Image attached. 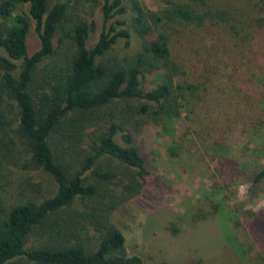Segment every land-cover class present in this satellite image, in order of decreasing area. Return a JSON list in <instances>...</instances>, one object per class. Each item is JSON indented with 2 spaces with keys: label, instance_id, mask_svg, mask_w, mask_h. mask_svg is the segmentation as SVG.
Segmentation results:
<instances>
[{
  "label": "trees",
  "instance_id": "1",
  "mask_svg": "<svg viewBox=\"0 0 264 264\" xmlns=\"http://www.w3.org/2000/svg\"><path fill=\"white\" fill-rule=\"evenodd\" d=\"M144 2L0 0V173L6 164L20 165L46 172L57 185L40 203H0V264L20 257L35 264H143L127 255L111 216L141 194L153 170L156 135L202 98L201 85L174 57L173 42L206 26L240 36L264 25V0H159L154 9ZM22 5L27 12H15ZM91 7L103 24L88 48L97 32L93 13L86 11ZM132 34L140 41L135 53L108 55L119 40L128 45ZM168 153L178 155L172 147ZM106 159L124 169L104 167ZM263 180L264 166L252 184ZM263 223L264 209L237 215L236 247L218 224L207 225L210 241L200 247L264 264V244L258 250L254 239ZM165 230L174 237L182 232L177 223ZM32 235L39 245L26 249ZM182 249L188 250L183 264H206L205 252Z\"/></svg>",
  "mask_w": 264,
  "mask_h": 264
},
{
  "label": "rangeland",
  "instance_id": "2",
  "mask_svg": "<svg viewBox=\"0 0 264 264\" xmlns=\"http://www.w3.org/2000/svg\"><path fill=\"white\" fill-rule=\"evenodd\" d=\"M144 4L154 9L159 0ZM27 9L22 5L15 12L26 13ZM86 11L93 13L97 23V32L88 42L91 48L103 22L94 7ZM34 33L31 22L30 35ZM139 46L132 34L128 45L119 40L108 55L135 53ZM172 53L185 66L188 79L201 85L202 98H194L167 131L156 135L152 173L141 194L114 211L112 223L125 237L127 255L140 257L143 264H183L188 250L182 247L188 245L192 252L206 253V264H243L230 251L212 255L200 246L203 242L208 247L210 241L205 226L211 229L218 224L225 241L236 247L233 224L237 215L264 209V180L258 186L252 184L264 166V25L240 36L217 26L188 30L173 42ZM94 131L95 127L86 131L83 150ZM169 147L176 148L178 155L170 156ZM103 163L106 168L124 169L111 159ZM56 189L52 177L43 171L6 164L0 173V203L5 206L28 200L40 203ZM214 205L218 206L216 213ZM171 223L180 226L179 236L165 230ZM256 229L254 239L260 250L264 226ZM37 245L38 237L32 235L26 249ZM10 264L35 263L20 257Z\"/></svg>",
  "mask_w": 264,
  "mask_h": 264
}]
</instances>
